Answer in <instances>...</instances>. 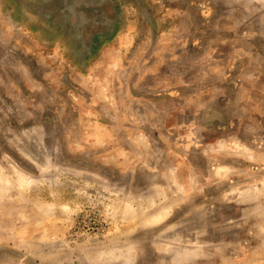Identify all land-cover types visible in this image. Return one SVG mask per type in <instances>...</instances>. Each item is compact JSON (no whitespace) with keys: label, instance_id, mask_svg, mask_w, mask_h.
I'll use <instances>...</instances> for the list:
<instances>
[{"label":"rangeland","instance_id":"obj_1","mask_svg":"<svg viewBox=\"0 0 264 264\" xmlns=\"http://www.w3.org/2000/svg\"><path fill=\"white\" fill-rule=\"evenodd\" d=\"M0 264H264V0H0Z\"/></svg>","mask_w":264,"mask_h":264},{"label":"bare ground","instance_id":"obj_2","mask_svg":"<svg viewBox=\"0 0 264 264\" xmlns=\"http://www.w3.org/2000/svg\"><path fill=\"white\" fill-rule=\"evenodd\" d=\"M51 209V208H50ZM64 210V209H63ZM50 212V211H49ZM52 212V211H51ZM151 216V215H150ZM152 217V216H151ZM158 220V217L157 218H154V217H152L151 218V221H154V222H156ZM149 221V220H148ZM153 222V223H154ZM65 242V241H64ZM63 243V242H62ZM57 246V245H56ZM50 248V247H49ZM32 251H33V253H42V254H46V252H42L41 250H42V248H41V250L39 251L36 247H34L33 246V248L31 249ZM56 250V249H55ZM54 250V251H55ZM49 252V253H48ZM47 252V254H52V252L50 253V251H48ZM53 253H55V252H53ZM59 253V252H58ZM101 258V257H100ZM104 258V257H103ZM181 260V259H180ZM178 262V261H177Z\"/></svg>","mask_w":264,"mask_h":264}]
</instances>
